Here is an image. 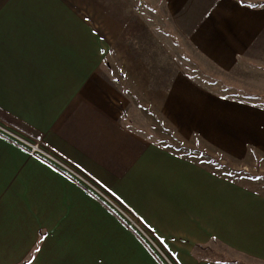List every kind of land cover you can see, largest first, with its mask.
Here are the masks:
<instances>
[{"label": "crops", "instance_id": "1", "mask_svg": "<svg viewBox=\"0 0 264 264\" xmlns=\"http://www.w3.org/2000/svg\"><path fill=\"white\" fill-rule=\"evenodd\" d=\"M160 1L195 51L223 72L264 33V0ZM116 4L0 0V125L135 215L176 264H264V198L156 140L142 125L150 126L149 113L139 115L109 73L112 47L92 21L115 31L118 18L87 14ZM253 92L264 95V87ZM156 112L181 141L264 172V105L256 100L178 73ZM215 246L229 259L203 258L201 248ZM24 263L165 264L86 186L0 135V264Z\"/></svg>", "mask_w": 264, "mask_h": 264}, {"label": "rangeland", "instance_id": "2", "mask_svg": "<svg viewBox=\"0 0 264 264\" xmlns=\"http://www.w3.org/2000/svg\"><path fill=\"white\" fill-rule=\"evenodd\" d=\"M112 6L116 7V10ZM112 6H103L102 12H84L89 13L87 16L95 13L96 17L108 18L112 14L118 18L119 30L115 31L110 30L108 21L93 20L92 23L97 25L99 30L107 33L105 40L112 47L111 62L107 60L109 73L127 93V98L132 100V108L138 111L139 115L142 112H148L150 115V126L142 125L148 128L156 140L164 143L165 147L172 149L176 154L187 157L214 175L239 184L264 198V172L258 169L233 167L226 158L215 155L204 148L203 144L181 141L163 126L156 112L158 101L167 90L172 77L178 73L187 75L206 90L234 99L256 100L264 105V95L259 96L253 92L255 90L262 92L264 87V33L239 61L233 72H223L195 51L188 41L186 27L183 28L181 22H174L167 17L161 1L117 0V4ZM103 24L106 25V30ZM157 133H160V136ZM106 197L123 210L125 215L115 212L108 200L97 196L137 232L132 223L140 225L141 222L136 216L110 196L106 195ZM113 219L117 220L115 217ZM148 235L154 245L150 242L147 244L160 260L165 264H176L157 239L152 234ZM211 248H208V251L203 250V258L219 262L229 259L222 249L217 246ZM232 264H246V262L233 260ZM252 264L257 263L252 262Z\"/></svg>", "mask_w": 264, "mask_h": 264}, {"label": "built area", "instance_id": "3", "mask_svg": "<svg viewBox=\"0 0 264 264\" xmlns=\"http://www.w3.org/2000/svg\"><path fill=\"white\" fill-rule=\"evenodd\" d=\"M0 135L2 137H4L6 140H8L11 143L15 144L16 146H18L19 148L25 150L30 156L38 158V159L44 161L45 163L63 171V172L68 173L69 175L74 177L78 183L86 186L87 189H89L96 196L103 198L105 200H108L106 197V194H104L99 188L94 186L91 182L85 180L77 172L73 171V169L71 167H69L67 164L62 162L58 157L53 155L50 151H48L47 149L42 147L38 142H32V141L28 140L27 138L21 136L17 132L13 131L12 129H10L6 126H3V125H0ZM108 202H109L110 207L115 212L119 213L122 216L125 215L123 210L118 208V206H116L114 203L110 202L109 200H108ZM132 225L136 228L138 235L144 241H146L147 243L150 242L151 244H153V242L151 241L147 232H145V230L142 229L139 224L133 222Z\"/></svg>", "mask_w": 264, "mask_h": 264}, {"label": "trees", "instance_id": "4", "mask_svg": "<svg viewBox=\"0 0 264 264\" xmlns=\"http://www.w3.org/2000/svg\"><path fill=\"white\" fill-rule=\"evenodd\" d=\"M201 250H208V249L201 248Z\"/></svg>", "mask_w": 264, "mask_h": 264}]
</instances>
